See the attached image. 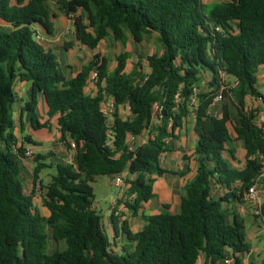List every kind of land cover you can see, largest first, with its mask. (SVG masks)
Segmentation results:
<instances>
[{"label":"trees","instance_id":"obj_1","mask_svg":"<svg viewBox=\"0 0 264 264\" xmlns=\"http://www.w3.org/2000/svg\"><path fill=\"white\" fill-rule=\"evenodd\" d=\"M48 2L65 16L87 13L86 22L74 17L73 28L75 39L89 49L110 36L125 45L128 32L137 42L154 37L161 53L144 58L148 71L142 57L127 71L128 51L115 56L111 70L109 59L95 53L67 78L56 56L36 39L40 31L53 33ZM262 67L264 0H0V264H217L225 259L241 264L240 255L250 248L245 221L223 203H245V192L262 167L257 110L246 107L247 98L264 103L257 88ZM92 71L94 95L85 92ZM17 81L30 84L22 111L30 113L31 127L44 126L35 112L42 98L48 117L56 118L60 142L75 145V166L47 165L52 153L33 158L35 185L43 169H55L42 186L47 217L34 208L33 192L23 187L20 162L31 141L25 136L19 144L14 133ZM219 92L223 103L212 113ZM108 100L114 106L110 135L101 110ZM121 106L129 109L125 120L118 113ZM190 119L197 136L196 169L182 186L179 211L170 213L163 204L164 211L145 214L142 206L154 198L155 179L182 175L164 169L160 157L172 151L167 140L175 139ZM19 125L23 132L21 120ZM144 130L145 141L129 150L127 136L137 139ZM230 132L244 143L240 171L223 158L234 153ZM124 172L128 188L116 204L144 224L132 231L111 212L114 235L124 243L114 250L103 216L93 208L91 183ZM212 181L228 190L224 197L210 196ZM49 244L56 247L51 253Z\"/></svg>","mask_w":264,"mask_h":264},{"label":"crops","instance_id":"obj_2","mask_svg":"<svg viewBox=\"0 0 264 264\" xmlns=\"http://www.w3.org/2000/svg\"><path fill=\"white\" fill-rule=\"evenodd\" d=\"M215 2V1H214ZM211 3V2H209ZM43 38L44 42L48 40V36L45 35L42 31L40 33ZM264 73V67H262L259 72L257 73V83L259 81V75ZM74 75V74H73ZM72 75V76H73ZM203 81H207L206 78L202 75ZM93 83H89L86 88L85 92L91 95L95 94V85ZM14 91L17 96V102L14 107V119L16 123L15 134L18 137V143L20 144L23 137L27 136L30 138L31 143L26 145V150L32 152L31 157L24 156V158L20 162V169H21V176L23 178V187L26 193L33 192V206L34 208L44 217L49 215V211L45 206L44 203V186L48 183L49 178L51 175L55 173V169L48 167L43 169L38 174V182L36 185L34 184V156L36 155H46L48 153H52V156L45 161V163L57 165V164H70L75 166L76 158H75V149L70 147H66L63 143L60 142L61 135L59 133V129L57 126L56 118L52 117L49 118L47 115L48 107L46 106L44 100L41 98L38 101V104L35 108V112L37 118L41 124L44 126L40 129L34 130L30 124V113L28 111H22V106H25L30 99V84L23 81H17L14 84ZM248 99V98H247ZM247 99H246V107L247 106ZM223 103V102H222ZM213 104L211 106L210 112L216 113L220 108L221 104ZM120 108V107H119ZM119 113V111H118ZM262 118V116H260ZM122 119V118H121ZM127 119V118H126ZM257 120L263 121L256 117ZM23 123V132L20 131L19 121ZM125 120V119H123ZM192 122L187 123L185 127L180 129L178 132H175L176 138H170L167 140L168 145L172 148L171 152L163 153L160 157L161 166L166 170L171 171H181V177L179 175L166 173L160 178H156L153 184V192L154 196L156 193H160L161 199L160 202L166 204L169 209L170 213H177L179 211V201L180 195L176 196L177 189L181 185V193H182V186L185 182L189 181L195 174L196 165L195 162L192 160V155L194 151V147L197 142V136L192 130L193 127V119ZM113 119L111 117L107 118V126H111ZM19 130V132H18ZM230 136L232 139L231 148L233 149V154L231 155L228 152L223 154V158L228 162L230 168L240 171L244 167L245 161V149L244 143L241 140L236 139V135L234 132H230ZM186 156L188 159L185 160L183 157ZM129 177L127 172H124L122 175ZM113 180V177H110ZM125 179V178H124ZM42 185H41V184ZM128 188V185H126ZM210 196L213 199H219L224 197L227 193V189L215 184L214 181L210 183ZM262 202L264 205V194L262 195ZM152 200V199H151ZM150 200V201H151ZM149 201V202H150ZM147 202V203H149ZM165 202V203H164ZM162 203L161 206L163 205ZM250 208V210L248 209ZM93 208L95 209L94 205ZM223 208H227L232 212H235L241 215L245 221L246 225V240L250 244V248L248 252L243 253L240 255L241 264H261V260L264 257V245H263V253L261 254V258H258V247L256 242L262 239V234L264 233V225L258 224L256 221V217L250 213L251 206L245 199V203H233L227 204L223 203ZM144 210V205L142 207V212ZM161 211V210H160ZM108 217V223L105 226L109 229L110 238L113 242V245L116 246L113 249H119L124 243L123 239L119 236L114 235L111 225V210ZM159 212V211H158ZM151 214V213H150ZM258 219V218H257ZM126 220V219H125ZM131 220L135 221L134 224L139 223L138 228L136 230L133 229L131 225ZM137 220H140L137 222ZM128 225L132 231H138L142 228L144 222L142 221L140 216L132 217L128 216L127 220ZM107 231V230H106ZM261 259V260H260ZM233 262V261H232ZM217 264H224L223 261H219Z\"/></svg>","mask_w":264,"mask_h":264},{"label":"rangeland","instance_id":"obj_3","mask_svg":"<svg viewBox=\"0 0 264 264\" xmlns=\"http://www.w3.org/2000/svg\"><path fill=\"white\" fill-rule=\"evenodd\" d=\"M201 1L204 3H209L217 0H201ZM46 6L50 14V21L53 26V33L52 35L48 36L50 38H48L47 42L46 41L44 42V38L40 34L43 38L41 41V45L44 48L52 51V53L56 56L57 62L67 78L71 77L73 74L75 75L80 70V66L88 62L92 57V55L95 53H99L102 56H105L109 59L108 65L111 70L115 66V56L121 52L128 51L130 53V58L127 61V71H130L132 69V66L137 64L138 57L143 58V60L140 61L143 70L148 71L147 64L144 58L147 55H151L154 53L155 54L161 53L160 46L158 45L154 37L143 36L142 40L137 42L128 32L125 33L126 36L125 45H123L120 41H116L112 36H110L100 41V43L95 49H89L81 45L75 39L74 28H73L74 17L80 16V18L84 22H86L87 13L82 10H79L77 14L74 16L73 15L65 16L59 10V7L54 2H48ZM89 82L93 83L92 85H94L95 81H89ZM257 88L261 93H264V73L259 75ZM222 102L223 101L221 99L220 101L215 102V104H219ZM247 106L252 110H257L258 118L263 120L264 122V103L261 99L248 98ZM110 115L109 117L112 118V116ZM119 116L122 119L128 118L129 109L127 106H121L119 108ZM260 116H262V118H260ZM190 122H192L191 119L189 120L188 123ZM146 136L147 134L146 131L144 130L141 133V135L135 140V146L144 142ZM124 178L126 179V177H123L121 185L119 186H116L114 184V181L111 180L110 177L108 176L96 177L95 180L91 183V187L93 191V205L95 207V210H97V212H99L103 216V220H102L103 227L107 230L108 235H110L109 229L105 227L108 223L107 219L110 214L108 210H111V212H113V215L115 214V216H122L120 220L123 219L127 220V217L129 216L128 212L121 204L120 205L116 204L118 200H124L126 195L127 188ZM176 189H177L176 196L181 195V185ZM160 199H161L160 193H156L154 198L149 203L143 204L144 213L150 214V213H156L160 210L164 211L162 210V206L160 204L162 202H160ZM249 206L251 205L249 204ZM248 209L250 210L249 207ZM250 213L252 212L250 211ZM255 219L258 224H262L260 219L257 218ZM139 221L140 220H137V222ZM130 222L131 225L133 226V229L136 230L139 226L138 225L139 223L134 224L133 222L135 221L133 220H131ZM256 244L259 250L258 258H261L260 256L263 253V245H264V233L262 234V239L258 240ZM55 248L56 247L53 244L48 245V251L50 253L54 251Z\"/></svg>","mask_w":264,"mask_h":264},{"label":"built area","instance_id":"obj_4","mask_svg":"<svg viewBox=\"0 0 264 264\" xmlns=\"http://www.w3.org/2000/svg\"><path fill=\"white\" fill-rule=\"evenodd\" d=\"M36 39L41 43L42 36L37 34ZM96 80V72L93 71L90 74L89 81ZM90 83V82H89ZM222 99L221 92H219L213 99L214 102L220 101ZM191 103H194V99H191ZM156 110H160L161 108L154 104ZM102 112L108 118L109 115L112 116L114 106L111 100L102 103ZM255 124L260 128L264 140V122H260L259 120H255ZM109 130L107 134H111L110 126H108ZM135 138L131 136H127V148L132 150L135 146ZM71 147L74 148L75 145L71 142ZM27 157L32 156V152L29 150L25 151V155ZM259 160L262 161V167L258 171L257 175L253 177L251 180V184L249 185L247 191L245 192V199L251 205L252 214L261 220V223L264 225V214H263V202H262V195L264 194V153L259 156ZM113 181L116 186L121 185L122 176H113ZM224 264H232V259H225Z\"/></svg>","mask_w":264,"mask_h":264}]
</instances>
